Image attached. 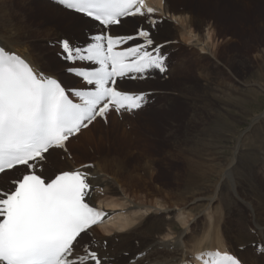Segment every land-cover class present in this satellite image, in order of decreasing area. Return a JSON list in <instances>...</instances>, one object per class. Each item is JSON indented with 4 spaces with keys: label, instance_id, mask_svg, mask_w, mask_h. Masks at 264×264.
I'll list each match as a JSON object with an SVG mask.
<instances>
[{
    "label": "rangeland",
    "instance_id": "374dc122",
    "mask_svg": "<svg viewBox=\"0 0 264 264\" xmlns=\"http://www.w3.org/2000/svg\"><path fill=\"white\" fill-rule=\"evenodd\" d=\"M166 1L170 5V7L175 11L181 14L183 13V14L191 15L195 20L202 21L208 18L207 20H209L210 23L212 24V28L215 29L214 32H217V35H215V33L213 35L216 45L215 46L216 56L214 58L212 55H209L207 53L199 54L198 53L199 47H194L192 45H186V44L183 45L182 43H180L178 38L179 33L177 29L179 28L177 27L179 25L175 21H170L169 20L170 18L167 16L166 24L169 26L172 34H166V33L160 34V37L155 39V43H162L165 45L162 51L167 54L166 61L168 63L169 70H167L163 74L154 71L153 73H147L144 76L139 77L137 80L132 79L131 81L128 82H118L119 88L121 89L143 90L147 98V103L144 105V107L139 112H134L132 114V117L137 120L138 124L140 125V128H131L129 126L128 131L119 129L118 136L124 139H130L129 141L130 142L132 141L133 146L136 147L133 154L129 155L128 157L133 156L138 159H143L142 163H144L146 157H149L150 160L152 158H156L158 155L159 156L166 155V158L168 159L167 165H163V166L161 165V167L151 166L150 169L146 170L147 174H145L144 177L140 175V179L136 183L137 185L135 187L132 186L131 195L133 194L134 196H136L137 201H141V200L154 201L155 200L154 197H158L175 209H177L178 207L181 210L185 211L186 213L189 212L191 214L190 215L191 217L189 218H193L192 216H194L193 219H190L191 220L190 223H194L193 225L194 231H199L202 229L201 228L203 226L202 222L205 223L204 215H202V212L198 213L199 211H202V209H204L205 207L203 205L204 200L198 199L192 201L189 200L191 199V197L189 198L188 196L192 195L193 192H195L194 194L196 196H203V197H206L207 195L208 197H210L212 194L217 195V192L214 193L213 190H215V185L218 181V178L214 175V173L211 174L210 165H208V161H205L207 160V158L201 161L202 158L200 157H202L203 155L201 154V156H199L198 149L196 148L197 144L202 142L203 141L202 139H204V136L207 134L208 130L206 129L215 124L221 125L220 124L221 122L227 123L231 127L232 132L224 131L221 136L214 138V142L215 143L217 142L216 145H218L221 142L219 146L223 148L216 149V151L218 150L215 154V156L218 157V159H216L215 161L216 163L209 162L211 165L214 164L215 165L214 167H216V165L218 166L220 165L223 168L224 166L227 165L226 164L227 161H229V159L231 160L232 148L234 149V146L237 144L235 138L238 135L240 136V133L242 132L246 134L248 131L247 129L250 127V125H252L250 123L255 122L253 125L255 131L257 130L258 132L264 130L263 119L254 120L255 116H259L262 113H264V76H263L264 64H262L264 60H261V58L257 59V56L258 57L261 56L264 51V1L259 2L258 0H251V2L254 3L253 8L245 7V5H243L241 1L233 3L232 6L229 0H166ZM0 2H2L1 4L7 3L8 8L12 4H14V6L17 8L18 13L21 12L24 13L29 23L32 24L34 28L40 31L38 35L44 34L43 32H46L48 30L47 28H50L52 32L57 33L50 41H45V40L43 41V39H41L43 37L40 36H38L37 39H41V40L31 41L29 43L31 44V51H32L31 54L35 58H37V60L39 59L38 62L40 68L44 72L57 75L65 85L68 86L78 85L79 81L77 80V78L66 71V69L72 67L73 65L61 59L59 55L60 46L58 41L64 38H68L74 45L83 46L86 44V42H88L89 34L93 32H98L99 30L96 28L92 29L90 25L82 24L73 18L63 16L58 11L54 9L51 10L50 8L44 6V4H42L41 2L40 3L36 1L34 2V0L33 1L31 0L30 2H25L24 0H0ZM241 15L245 17H241ZM152 20L158 21L157 24L164 23V17L158 14V12L157 14L155 13L152 15L145 14L144 16H139L138 19H135L133 21L131 20L127 21L126 22V25L128 26L127 32L132 33L133 31L137 30V28H141V27L142 28L146 27V29H148V25H150L149 29L155 30L154 29L155 26H152L151 23ZM196 22L198 21H194L192 29L197 33L199 32L198 34L204 33L206 30L204 24L201 22L200 25L197 26ZM73 25L76 27L75 30H72L71 28ZM44 28H46V30ZM122 28H124L123 25L119 27H113L111 29V33L114 34L120 33L122 32ZM174 29L175 31H173ZM33 39L35 38H30V40ZM217 39H218V45H217ZM160 40H165V41L157 42ZM243 40L245 41L244 44H242ZM247 60L249 62L246 65H244L243 63L247 62ZM177 62L183 63L184 69H181L182 72L181 71L177 72V64H178ZM208 84L211 85L209 86ZM181 87L183 89H181ZM210 87L214 90H212ZM239 88L241 89V91H238L237 93L244 92L243 99L246 102L245 106L243 104L236 105L234 104L233 101L231 102L229 100L231 94L232 95L235 94L234 89H236L237 91V89ZM210 89L212 91H210ZM208 90L210 92H208ZM211 92H213V95ZM200 93H203V95ZM224 93L226 94L227 97L226 96L224 97L225 95ZM213 96H216L214 97L215 101L213 99ZM165 99L169 101V107L171 106L170 107L171 109L168 110L169 111L168 116L162 118L163 117L162 113H161L162 115L154 116L155 114H153L152 112L156 111L160 114L161 112L160 107ZM204 106L205 108L203 109ZM242 106L246 111L242 108ZM190 111H192L193 113ZM199 113H201V115ZM208 113L212 116L208 115ZM202 115H205L206 118L202 119L203 117H205ZM114 116L115 117L119 116V113H116L114 111L111 112L108 116L107 122L98 118L90 125V127H88L87 129H83L82 130L83 132L80 135H78L77 137L74 136L72 139H69L66 145V150H55L47 154L46 159L42 162V165L38 169L39 174H42L45 177H49V176H53L57 172H60L62 169L65 170L66 168H70V169L82 168L85 165L91 164L94 161V155L96 154L97 155L95 156V161L100 157L106 155L107 156L110 155V157L116 156L120 158L121 157L120 154L122 153V149L120 146L123 145V142L121 140H117V137L111 138V136L108 134L106 138L104 136L108 131H110L111 129L113 130L115 128ZM196 116L198 117L195 118ZM220 117L223 118L221 119ZM143 118H144V122L148 120L151 125L153 124L154 126L158 127L157 129L159 132L158 137L160 139L155 138V140H152L151 137L150 138L148 137V135L146 134L147 131L144 130L145 124L144 123L141 124ZM195 119L197 121H195ZM203 120L206 122V124ZM124 122H125L124 125L128 126L127 123L129 121L126 120ZM138 124L135 122L133 125L137 126ZM257 127L260 128L258 129ZM161 129L166 135L169 130L170 131L172 130L171 132L174 135L176 134V136H178L179 139L181 138L183 140L188 139L185 141V150L186 148L188 149L192 147L191 149L193 150L194 157L191 156L189 158L193 159V161L196 162L194 163L192 161L191 164L195 165L197 172L200 173L205 172L207 176L205 177L204 175H202L203 178H200V176L196 175V178L199 177L198 183H197V179L195 178L196 179V180L194 179L195 183L193 184L189 183L192 186V189L190 190L185 189V191L187 190L185 194H181L182 186H179L176 183V178H177L176 173L178 174L180 173L181 176L184 174L183 160H181L179 163L170 161L169 158L167 157L169 156L168 150L162 151L164 147H162L163 144L160 143V140H165L169 142V140L174 138H170L166 136L168 137V139L170 138L168 140L166 139V137H162V133H160ZM184 129H186L185 133L183 131ZM199 129L201 131H198ZM245 129L247 131H245ZM157 130L154 132V134L157 132ZM251 132L253 131L251 130ZM258 133L261 135L260 132ZM190 134L193 136V138ZM228 134L230 135L229 137ZM131 135H135V137ZM231 135L234 138L231 137ZM248 137H254V136L250 135ZM248 139L250 140V138ZM248 139L246 140V144L248 142ZM256 139L257 138H255V140ZM189 142H191V144L193 145H191ZM194 142H196V144ZM100 143H106L108 144V147L103 146V144L99 145ZM187 143L190 145H188ZM129 144L130 143L126 144L124 147L128 146ZM141 144L143 146H147V145L149 146L146 152H143L139 148ZM244 146L247 149L246 145H242L241 146L242 149L240 147L239 152L241 150L242 153L246 152ZM201 151H199V153ZM103 152L104 154L101 155ZM186 153L187 152H185V154ZM205 154H206V150H205ZM186 155L190 156L191 154L187 153ZM240 155H242L241 152ZM49 159H55L56 163L50 165ZM220 159L221 161L217 162V160ZM151 162L154 163V161ZM109 166L111 168L115 167V165L111 163V161ZM142 166L145 168L144 165ZM23 169L24 168L21 169L17 168L11 171V172H16L13 173L12 175L18 176L19 172L23 171ZM186 171L187 170H185V172ZM246 174L249 177L251 174L252 175L257 174L258 176H261L262 174L264 175V162L261 163L258 162L256 164H252L250 167V172L248 169ZM205 179H208L207 180L208 182ZM1 180H2V176L0 177V182ZM257 180L259 181L258 187L260 193L264 194V183H260V177H258ZM208 183L211 184L208 185ZM248 183L249 181L246 182L242 181L241 190L242 188H244V192H247L252 199L254 198V196H251L252 193L251 190L248 189ZM195 187L197 190H194ZM226 187L224 188L223 193L226 192L227 196L223 195V193L220 196H218V199H216V201H214V203L212 204L215 205L218 200L217 204L215 206H212L213 207L212 210L218 209L216 212H214L213 210V213H215V215L216 214L218 215L219 210H221L222 208L225 209L224 212L222 211V213H224V216H222L223 219L222 223H225V225L223 226L224 233L229 235V236L226 235V237L231 238L229 244V246H231L230 250L233 249L238 252L241 251L245 252L242 246L234 242V236L236 233H239L240 230L243 233L253 234V230L248 227V226L254 227L249 219L251 214L247 211V209L243 205L240 204L241 201L239 199H235L237 197L235 195L233 197V194H231L230 191H228L229 184L226 185ZM203 189L204 191L206 190V192L202 191ZM252 189L254 190V188ZM191 190H192V194H191ZM241 190H240V194L242 195ZM196 191L197 192L199 191L198 192L199 195L197 194ZM228 193L230 194V196H228ZM183 204L185 205L182 206ZM230 204L231 207L229 206ZM226 205L229 207H226ZM116 206H109V208H114V207L124 208L122 206H118V205ZM199 206L203 208L200 207L201 209H196ZM226 211L228 213H225ZM195 213H197L198 215H196ZM263 215L264 213L262 214V217ZM116 216L117 214L115 212L113 213L110 212L109 216L106 217V219L104 218L105 220L103 219L101 223H105L106 225H109V228L111 229L115 228L113 226L114 224L113 222L117 223ZM240 219L242 220L245 219L248 221H246V223L244 222L240 223L239 221ZM152 221H153V216L147 214L144 216L142 224L148 225L152 223ZM137 224L138 222L135 223V225ZM244 224H246L245 226H247V229H244L246 228ZM178 227L181 229L183 228L182 225H178ZM93 228L94 229L89 231L86 235H83V238L80 241V245L78 246L77 252H84L86 248L89 247L90 244H97V242H95L97 237H99L103 233L105 236H107V238L113 239L110 242V249L112 251L114 250L116 252L121 248L125 249V251L121 253V260L117 259L113 261L114 259H112V264H122L125 262L126 258L128 257L127 256L128 252H126L127 251L126 247L130 241H132L130 244L135 247L140 246L143 242V237L134 236L132 233L133 230H131L129 233V235H131L132 238L124 239L123 236L121 235L122 232L120 231H115L114 229H112L109 232H105L98 226L97 227L94 226ZM231 233L234 234L232 235ZM168 238L173 240L174 236L173 235L164 236L161 237L160 240H168ZM213 241H214V236H212V239H210L208 243H212ZM101 243L104 247L108 246L106 240L101 241ZM250 248L256 250V252L258 253L261 250L260 245H257L256 243H253ZM248 254L249 253H247L245 256L248 257L249 256ZM245 262L249 264V261L246 258H245ZM258 263L261 264V261H258Z\"/></svg>",
    "mask_w": 264,
    "mask_h": 264
},
{
    "label": "snow or ice",
    "instance_id": "6c2138e0",
    "mask_svg": "<svg viewBox=\"0 0 264 264\" xmlns=\"http://www.w3.org/2000/svg\"><path fill=\"white\" fill-rule=\"evenodd\" d=\"M66 11L101 26L92 43L58 41L66 71L78 85L42 73L26 57L0 43V173L23 166L13 187L0 191V264H103L96 251L77 252L83 235L108 213L95 207L91 173L66 170L45 177L38 169L50 150H66L70 137L111 112L140 110L143 93L121 90L118 82L167 71L164 44L151 32L112 34L128 17L144 16V0H56ZM154 9L148 8V14ZM152 26L158 21L152 20ZM264 251V248L261 249ZM205 264H242L233 254L209 253Z\"/></svg>",
    "mask_w": 264,
    "mask_h": 264
},
{
    "label": "bare ground",
    "instance_id": "6f19581e",
    "mask_svg": "<svg viewBox=\"0 0 264 264\" xmlns=\"http://www.w3.org/2000/svg\"><path fill=\"white\" fill-rule=\"evenodd\" d=\"M24 1L30 2L31 0H24ZM35 1L38 3L41 2L42 4H44V6H46L47 8H50L51 10L54 9V10L58 11L63 16L73 18L76 21H78L82 24H85V25L88 24V25L94 26L96 29L99 30L98 32H95V33H101V31H102L101 26L98 25L97 23L93 22L92 20H90V19H88L82 15H78V14L70 13V12L66 11L63 7L56 4L52 0H34V2ZM229 1L231 2L232 6H233V3L239 2V1H241L243 3V5H245V7H247V8H250V7L253 8V6H254L253 5L254 3H252L251 0H229ZM258 1L262 2L264 0H258ZM1 3L2 2H0V43L6 44L7 46L11 47L15 52L26 57L29 61H31L34 64V66H36L39 70H41L42 73L50 74L53 77L59 78L57 75L51 74L48 72H44L40 68V65L38 62L39 59L37 60V58H35L31 54L32 53L31 44H29L31 41H39L41 39H43V41L44 40L50 41L57 33L52 32V30L50 28L46 27L48 30L46 32H43L44 34L38 35L40 33V31L37 30L36 28H34L33 25L29 23V21L26 19V16L24 13H22V12L18 13L17 8L14 6V4H12L8 8L7 3H4V4H1ZM149 4H150V6H152L154 8L155 11L158 12V14H160L161 16L164 17V23L163 24H157L156 23L155 28H154L155 30L149 29L150 25H148V29L151 32V35H152V38L154 39V41H155V39L159 38L160 34H162V33L172 34L169 26L166 24V20H167V16H168L170 18L169 19L170 21H175L179 25V26H177V27H179L177 29H178V33H179L178 38H179L180 43H182L183 45L186 44V45H192L194 47H199V52H198L199 54H206L207 53L209 55H212L215 58V56H216V54H215L216 47L215 46L216 45H215V40H214L213 35H214V33H215V35H217V32H214L215 29L212 28V24L210 23L209 20H207L208 18L204 19L202 21L195 20V19H193V17L191 15H187V14H183V13L181 14V13L175 11L174 9H172L166 0H149ZM256 6H255V8H256ZM259 8H261V7H259ZM241 17H245V16L241 15ZM135 19H138V16L126 18L124 20V22L122 23V25L124 26V28H122V32L115 33V34H134L136 32V30L133 31L132 33L127 32L128 26L126 25V22L130 21V20L133 21ZM194 21H198V22H196L197 26H199L201 22L204 24V26L206 28L204 33L198 34L199 32L197 33L196 31H194L192 29ZM117 27H119V26H117ZM46 28H44V29L46 30ZM71 28H72V30L76 29V27L74 25ZM144 28L146 29V27H144ZM173 31H175V29ZM38 36L43 37V38L37 39ZM30 38H35V39L30 40ZM161 41H165V40H160L157 42H161ZM244 43H245V41L243 40L242 44H244ZM155 44H157V43H155ZM217 45H218V39H217ZM83 46H85V45H83ZM260 58H261V60H264V51H263V54L261 56H259V57L257 56V59H260ZM248 62L249 61L247 60V62H244L243 64L246 65ZM177 63H178L177 64V72H179V71L182 72L181 69H184L183 63H180V62H177ZM262 64H264V62ZM249 65H251V64H249ZM174 70H175V68H174ZM152 72H154V70H149L147 73H152ZM261 76H262V74H261ZM137 79L138 78H136V80ZM128 81H131V80H128L127 78H125L119 82H128ZM211 82H212V80H211ZM209 86H208V88H209ZM181 89H183V88L181 87ZM211 89H210V91L214 90V89H212V90ZM228 89H229V86H228ZM121 90L133 92V93H139V92L143 91V90H135V89H129V90L128 89H121ZM204 90H207V89H204ZM234 90H235V94H233V95L231 94L229 100L231 102L233 101L234 104H236V105L243 104L245 106L246 102L243 99L244 92H242L243 94L241 92L237 93L238 91H241L240 88L237 89V91H236V89H234ZM210 91L208 90V92H210ZM206 93H207V91H206ZM211 93L213 95V92H211ZM200 94L203 95V93H200ZM224 94H221V95H224ZM216 96H213V99ZM225 96H226V94L224 95V97ZM214 101H215V99H214ZM170 107H169V101L167 99H165L163 101V103L161 104L160 114L156 111L152 112V113L155 114L154 116L163 114L162 118H165L168 116V113H169L168 110L171 109ZM204 108H205V106L203 107V109ZM242 108H243V106H242ZM140 110H137L135 112H139ZM162 110H164V111H162ZM192 111H190V112H192ZM195 111H196V108H195ZM133 113L134 112H132V113L124 112L122 114L119 113V116H116V117L114 116L115 128L113 130L111 129L110 131H108L104 135L105 138L107 137V134L110 135L111 138L117 137V140H121L123 142V145L120 146L122 149V153L120 154L121 157L120 158H118L116 156L110 157V155H108V156L106 155V156L100 157L99 159H97L95 161V156L97 155L96 154V155H94V161L89 165H85V166H90L86 170L91 173L92 179L90 180V183L93 185V188H94V191L91 193V195L89 197V201L95 207H97V208L103 210L104 212L108 213V215L104 217L105 219H106V217L109 216L110 212L111 213L115 212L117 214V216H116L117 223L116 222H113L114 224L112 223L113 226L115 227L112 229H114L115 231L122 232L121 235L123 236L124 239L132 238V236L129 235L131 230H133L132 233L134 236L143 237V242L140 246L135 247V246L130 244L132 241L129 242V244L126 247L127 248L126 252H128V255H127L128 257L126 258L125 262L122 264H184L186 261L194 263V262H197L195 260L196 254L197 255L204 254V253L211 251V250L220 251V252L227 251L229 253H232L237 258H239L243 264H247L245 262V258L248 259L249 264H259L258 261H261V264H264V260H263L264 259V251L260 250V252L258 253V252H256V250H253L252 248H250L253 243L260 245L261 249L264 248V215L262 217V214L264 213V194L260 193V190L258 187L259 181L257 180V178L260 177V183H264V175L260 174L261 176H258L257 174H254V175L251 174L249 177L246 174L248 169L250 172V167L252 164H256L258 162H260V163L264 162V132H263L264 128L262 129L263 131H258L261 133V135H260L257 132V130L255 131V128H253L254 127L253 125L255 122L250 123L252 125H250V127L247 129L248 131L245 129V131H247V133L245 134L244 132H242V133H240V136L238 135L235 138L237 141V144L234 146V149L231 147L232 148V151H231L232 157H231V160L229 159V161H227V163H226L227 165L224 166V168L220 165L219 166L216 165V167H214L215 166L214 164H212V165L210 164V163L215 162L216 159H218V157L215 156L216 152L218 151V150L216 151V149H218V148L222 149L223 148V147L219 146L221 142L218 145H216L217 142L216 143L214 142V138L221 136L224 131L230 132L231 127L229 124L221 122L220 123L221 125L215 124V125L206 129V130H208L207 134L205 135L206 137L204 136V139H202L203 137L201 138L203 141L200 142L199 144H197L196 148L198 149L199 156H201V154L203 155L202 157H200V158H202L201 161H203L205 158H207V160H205V161H208V165H210L211 174L214 173V175L218 178V181L215 185V190H213L214 193L217 192V195L212 194L210 197H208V195L206 197L196 196L194 194L195 192H193V194H194L193 195L192 190H191L192 195L188 196L189 198L191 197V199H189V198L188 199L192 200V201H195L198 199L204 200L203 205L205 206L204 209H202V211H199V212L195 211L198 213L202 212V215H204L205 223L202 222L203 226L201 227L202 228L201 230L194 231V227H193L194 223H190V221H191L190 219H193L194 216H192L193 218H189V217H191L190 216L191 214L189 212L186 213L185 211L181 210L178 207H177V209H175V208L171 207V205H168L167 203H165V201H163L161 198H158V197H154L155 198V200L153 198L154 201H152V200L137 201V199H136L137 197L134 196L133 194L131 195L132 186L135 187L137 185L136 183L140 179V175L144 177V175L147 174L146 170L150 169L151 166L152 167H155V166L161 167V165L162 166L167 165V162H168L166 155H162V156L158 155L156 158H152L150 160H149V157H146L144 160V163H142L143 159H138V158H135L133 156L128 157L129 155L133 154L136 147L133 146L132 141L131 142L129 141L130 139H124V138L119 137L118 136V130L123 129V130L128 131L129 126L131 128H140V125L138 124L137 120L132 117ZM194 114H195V112H194ZM199 114L201 115V113H199ZM208 115H210V114L208 113ZM198 116H196L195 118H197ZM202 116H205V115H202ZM210 116H212V115H210ZM217 116H218V114H217ZM189 118H191V117H189ZM204 118H206V116L203 117L202 119H204ZM214 119H216V118H214ZM255 119L256 120L263 119V124H264V113H262L259 116H255L254 120ZM123 120L129 121L127 123L128 126L124 125L125 122ZM188 121H189V119H188ZM195 121H197V120L195 119ZM207 121H208V118H207ZM133 122L134 123L136 122L138 125L134 126ZM143 123L145 124L144 130L147 131L146 134L148 135L149 138L151 137L152 140H155V138H159L158 137L159 132L157 130L158 129L157 126H154L153 124L151 125L148 120L144 122V118H143L141 124H143ZM222 123H224V124H222ZM205 124H206V122H205ZM89 127H90V125H89ZM156 130H157V132L154 134V132ZM185 130L186 129L183 130L184 133H185ZM251 130L253 132H251ZM146 131H144V132H146ZM171 131L169 130L167 132V135H166L163 132V130L161 129L160 133H162V137L168 136V137L174 138V139L169 140L170 138L168 139V137H166V139H168L169 142H167L165 140H160V143L163 144L162 147H164L162 151L168 150L169 156H167V157L169 158L170 161H174V162L179 163L181 160H183L184 174L181 176L180 173L179 174L176 173V175H177L176 183H177V185L182 186L181 187L182 188L181 194H185V192L187 191V190L185 191V189H188V190L192 189V186L190 184L195 183L194 181L196 179H197V183H198L199 177L196 178V175L200 176V178H203L202 175H204L205 177H207V176H206L205 172H203V173L197 172L195 165L191 164L193 159H191L189 157H191V156L194 157V155H193L194 153H193V150L191 149L192 147L188 148V149L186 148V150H185V141L188 139H186V140H183L182 138L179 139V137L176 136V134L174 135ZM198 131H201V130L199 129ZM82 132L83 131H81V133ZM250 132H251V134H250ZM80 134H78V135H80ZM78 135H76L75 137H77ZM192 135H193V133H192ZM250 135H253L254 137H248ZM131 136L135 137V135H131ZM229 136L230 135L228 134V137ZM222 137H224V136H222ZM231 137H233V136L231 135ZM72 138L73 137H71L70 139H72ZM183 138H185V137H183ZM192 138H193V136H192ZM248 138H250V140ZM251 138H253V139H251ZM255 138H257V139L255 140ZM247 139H248V142L246 144ZM114 140H116V139H114ZM236 141H235V143H236ZM191 142H189V143L191 144ZM128 143H130V144L128 146L124 147ZM194 143L196 144V142H194ZM101 144H103V146H105V147H108V144H106V143H100L99 145H101ZM190 144H188V145H190ZM191 145H193V144H191ZM242 145H246L247 149L244 146V148L246 150L244 148L243 149L246 152L242 153V150H241L240 152L242 155H240L239 150H240V147ZM148 147H149L148 145L143 146L141 144L139 148L143 152H146ZM194 149H195V147H194ZM241 149H242V147H241ZM55 150H61V149H53V150H50V152H53ZM205 150H206V154H205ZM199 151H201L202 153L201 152L199 153ZM185 152H187L191 155L190 156L186 155L187 153L185 154ZM103 154H104V152L101 155H103ZM198 157H197V159H198ZM110 161H111V163H113L115 165L114 168H111L109 166ZM149 161H150V163H149ZM151 161H154L155 164L152 163ZM220 161H221V159L217 160V162H220ZM193 162L196 163L195 161H193ZM198 162H200V161H198ZM53 163H56V160L55 159H49V164L52 165ZM142 165H144L146 169ZM197 165H199V164H197ZM17 168L21 169V168H23V166H18ZM17 168H14L11 170H6L4 173H0V177L2 176V180L0 182V191L10 190L14 186L13 181L18 179L19 177H21L24 174V169H23V171L19 172L18 176L12 175L13 173H16V172H11V171H13ZM82 168H84V167H82ZM82 168H79V169H82ZM66 170H72V169L66 168L65 170L62 169L60 172L66 171ZM185 170H187V171L185 172ZM207 170H209V169H207ZM60 172H57L54 175L59 174ZM208 173H210V172H208ZM205 180L207 181L208 179H205ZM228 181H229V183H228ZM242 181H245V182L249 181L248 189L251 190L252 195L251 194L250 195L254 196V198L251 199L249 194L247 192H244V188H242V190H241ZM202 183H201V185H202ZM204 183H205V181H204ZM210 184L208 183V185H210ZM228 184H229L228 191H230V193L233 194V197L235 195L237 197L235 199H239L241 201L240 204L243 205L247 209V211L251 214L249 219H250V222L252 223V225L254 227H252V226H248V227L253 230V234L243 233L240 230L239 233H236L234 236V242L237 243L238 245L242 246L244 248L245 252H243V251L238 252V251H235L233 249L230 250L231 246H229V244H230L231 238L226 237V235L227 236H229V235L224 233L223 226L225 225V223H222L223 222L222 216H224V213H222V211L224 212L225 209H223L221 206L222 209L219 210L218 215L217 214L215 215V213H213V210H214V212H216L218 209L212 210V208H213L212 206H215L217 204L218 200H217L215 205H212V204L214 203V201H216V199H218V196H220L223 193L224 188ZM185 185H186V188H185ZM205 188H207V187H205ZM252 188H254V190ZM2 189H5V190H2ZM176 189H177V187H176ZM204 189L202 191H204ZM194 190H197L196 187ZM240 190L242 191L241 192L242 195L240 194ZM198 192H197V194H198ZM204 192H206V190ZM201 195H202V193H201ZM223 195L227 196V193L224 192ZM228 196H230L229 193H228ZM222 200H219V201H222ZM232 202H231V204H232ZM146 203H148V204H146ZM143 204H145V205H143ZM227 204H228V201H227ZM231 204L229 205L230 207H231ZM234 204H236V203H234ZM240 204H239V206H240ZM116 205L122 206L124 208H115V207L109 208V206H116ZM175 205H176V203H175ZM184 205L185 204H183L182 206H184ZM229 206L226 205V207H229ZM196 207H197V205H196ZM200 207L201 206H199L196 209L203 208V207H201V208ZM236 207H234V208H236ZM225 213H228V212L226 211ZM147 214L153 216V221H152V223H150L148 225H143L142 222H143L144 216ZM195 214L198 215L197 213H195ZM248 216H249V214H248ZM239 221H240V223H243V222L246 223V221H248V220L240 219ZM137 222H138V224L135 225V223H137ZM177 223H178V225H182L183 228L182 229L179 228ZM245 225L246 224H244V226ZM98 227H100L105 232H109L110 230H112L111 228H109V225H106L105 223H101L100 225H98ZM245 227L246 228H244V229H247V226H245ZM231 234L233 235L234 233H231ZM169 235H173L174 239L171 240L168 238V240H160L161 237L169 236ZM95 236H97V235H95ZM212 236H214V241L212 243H208V241L210 239H212ZM98 238H99L100 242L98 241ZM184 238H185V240H184ZM104 240L107 241L108 246L104 247L102 245L101 241H104ZM112 240L113 239L107 238V236H105L102 233L99 237H97V239L95 241V242H97V244H90L89 247L86 248V250L84 252H78V254L86 256L90 250L96 251L97 255L102 259L103 264H112V259H114L113 261H115L117 259L121 260V253L125 251L124 248H121V249L117 250L116 252L114 250L112 251L110 249V242ZM247 253H249L248 257L245 256Z\"/></svg>",
    "mask_w": 264,
    "mask_h": 264
}]
</instances>
